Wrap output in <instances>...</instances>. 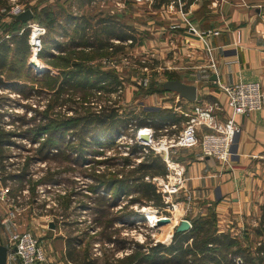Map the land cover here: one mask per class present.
<instances>
[{"label":"rangeland","instance_id":"rangeland-1","mask_svg":"<svg viewBox=\"0 0 264 264\" xmlns=\"http://www.w3.org/2000/svg\"><path fill=\"white\" fill-rule=\"evenodd\" d=\"M153 2L154 0H0V35L3 34L2 27L12 21V16L17 15L14 14L17 7L21 9L18 13L30 9L33 17L22 22L23 27H28L30 23L44 27L42 44L48 45L50 53L68 55L80 49H73L74 44L86 41V48L80 50L88 55L86 63L94 70L109 71L118 77L120 85L117 92L109 94L100 89L94 94V89L88 90L87 107L90 111L96 112L100 104L107 103L117 106L118 113L127 118L139 115L142 109H169L182 116L178 125L166 123L159 127L162 122L158 119L154 121L153 127L143 126L137 131L133 129L137 120L131 118L127 127L114 139L102 137L101 141L105 144L102 147L93 146L92 151H88L82 160L68 153L74 142L69 141L71 136L66 133L63 141L59 142L62 148H66L65 154L53 155L50 152L42 158L39 148L46 134L38 132V125L43 121L45 109L51 116L71 117L75 115L71 107L79 109L81 104L73 93L63 95L64 101L56 103L55 98L46 92L42 71L51 69L49 71L52 74L57 73L46 52L41 51L36 58L32 57L30 50L25 58H22L21 53L8 54V71L17 78L8 80L7 87L0 88V125L4 131L11 132L9 142L2 148L6 158L2 162L5 168L0 169V194L3 187L8 186V190L6 199L0 198V211L5 212L4 218L8 217L11 224L16 221L21 225L15 230L29 231L39 239L47 258L45 264L50 263V258L55 263H67L63 251L67 254L68 247L72 249V254L71 258L67 254V260L73 264H87V260L92 259L96 264H103L106 260L116 261L128 252L116 250L117 243L108 242L107 235L111 234L116 241H124L126 247L134 245V241H149L150 245H155L156 242L162 243L160 239L166 241L162 236L167 223L174 222L173 236L181 219L191 222L201 216L198 212L190 213L187 209L191 201L189 194H174L165 202L151 181L162 197L164 206L160 208L152 205V202L146 204L145 200L138 199L140 194L136 191V185L131 182L126 190L128 192L120 195L116 205L108 207L107 201L100 197L102 194L110 197L106 188L108 184H103L104 181L120 178L122 174L128 173L136 163L145 161L150 151L156 155L151 146L156 145L160 139H169L172 133L182 128L186 120L178 110L182 104L176 103L173 91L164 86L167 80L178 79V48L180 49L181 43L177 40V33L168 29L170 18L163 12L151 11ZM206 2L210 0L203 1L204 4ZM172 3L174 7L180 8L179 11L185 10L184 0ZM167 15L171 14L168 12ZM51 17H55L53 29L48 30L46 23ZM108 18L118 23L115 28L121 26L132 39L112 37L109 42L106 32L100 29L104 27L103 21ZM173 18L176 20L179 17ZM190 27L193 26L189 23L188 29ZM29 29L30 36L32 29ZM172 42L176 45L168 50L167 47ZM109 43L112 47H107ZM62 49L64 52L60 51ZM170 59L175 60L169 62ZM32 60H37L44 68H37L31 63ZM15 81L16 84H13ZM144 128L152 129V135L148 134L146 139L143 138ZM134 131L137 143H145L140 144L142 148L138 151L133 149ZM193 148L200 150L199 147ZM178 149L179 157L175 159L176 162L183 157L180 152L182 149ZM162 161L166 172L153 176L167 178L169 175L174 180V171L179 165H172L164 159ZM117 171H121V175L117 173L115 177H111L108 174ZM10 173L13 175L10 176ZM2 177L5 178L4 183ZM113 189L115 190L114 185ZM11 210L15 214L13 217L9 215ZM129 211H136V215L121 217ZM160 211L169 218L167 222L153 225L146 219L147 212L158 216ZM204 215L213 217L218 231L223 229L232 233L228 224L218 225L217 212L212 206L208 207ZM262 217L264 207L260 218L245 225L243 234L241 233L243 238L239 237L243 247L250 248L253 252L264 242ZM50 223L54 226L50 227Z\"/></svg>","mask_w":264,"mask_h":264},{"label":"crops","instance_id":"crops-1","mask_svg":"<svg viewBox=\"0 0 264 264\" xmlns=\"http://www.w3.org/2000/svg\"><path fill=\"white\" fill-rule=\"evenodd\" d=\"M174 1L177 0H154L151 11L163 12L170 18L168 29L177 33L181 43L178 79L197 88L195 101L173 92L181 108L215 100L224 105L226 95L221 84L259 81L264 88V0H210L205 4V0H184L185 10L180 11L173 6ZM189 23L202 36L188 29ZM175 45L169 44L168 50ZM210 54L216 68L210 65ZM172 60L175 59L169 62ZM213 73L215 79L210 78ZM236 120L240 131L234 137L228 164L203 156L197 148H180L183 157L178 162L184 166L179 194L190 195V213L204 216L212 206L218 225L228 224L239 239L243 238L244 226L258 220L264 207V109L239 115ZM178 151L171 154L173 160L178 159ZM2 213L0 244L5 245L6 236L21 225L16 221L11 224ZM63 254L67 263H55L50 258L48 264H73L65 251Z\"/></svg>","mask_w":264,"mask_h":264},{"label":"trees","instance_id":"trees-1","mask_svg":"<svg viewBox=\"0 0 264 264\" xmlns=\"http://www.w3.org/2000/svg\"><path fill=\"white\" fill-rule=\"evenodd\" d=\"M54 18L51 17L46 23L48 30L53 29ZM112 20H109V18L104 20V27H100L108 35L109 42L112 37L121 40L132 39V36L124 32L121 26L115 28V24L118 23ZM23 25L24 23L16 19V16H12V21L1 29L3 34L0 35V88L7 87L8 80L17 78L11 76L9 73L8 54L10 52L15 55L21 53L23 55L22 58H25L29 53V28H24ZM44 44H42V49L38 55L40 56L41 51L46 52L52 59L50 64L56 67L57 71L56 74H52L49 71L51 69H44L42 71L41 75L45 83L44 89L55 98L56 103L64 101L63 95L66 96L69 93H73L81 105L79 109L71 107L75 113L71 117L67 115L51 116L47 112V109H45L43 121L38 125V132L42 131L46 134L39 148L42 158H45L50 152L53 155L65 154L66 148H62L59 142L63 141L66 133H69L71 136L69 141L74 142L68 153H72L76 159L82 160L88 151H92L93 146L102 147L105 144V142L101 141L102 137L106 136L109 140L114 139L122 129L127 127L129 124L128 120L131 118L137 120L133 126L135 131L143 126L153 127L154 121L158 119L162 122L159 127H162L166 123L178 125V122L181 120L182 116L176 115L177 113L169 109H142L139 115L129 118L120 115L117 106L107 103L100 104L96 112L90 111L87 107L88 90L94 89V94L95 91H100V89L104 93L109 94L117 92L120 85L118 77L109 71L94 70L92 66L86 63L88 55L80 51L86 48V41L74 44L73 49H80L65 56L50 53L48 45ZM20 45L21 47H19ZM107 47H112V44L109 43ZM60 51L64 52L63 49ZM4 73L9 74L4 75ZM16 82L13 84H16ZM1 127L0 125V169L5 168L2 162L6 158L2 148L9 142L11 136V132H6ZM135 131L133 133L135 140L133 149L138 151L142 146L135 139ZM87 136H90V138ZM165 172V165L161 157L150 151L147 154V159L136 163L135 166L128 170V173L122 175L121 171L108 173L111 177H115L117 173L121 177L104 181L103 184H108L106 188L110 197H106L104 194L100 197L107 201L106 206L111 207L116 205L120 195L128 192L126 190L130 187L129 184L131 182L136 185V191L140 194L138 199L145 200L146 204L152 202V205L160 208L164 206L160 193L156 191L155 186L149 180H145L144 178L146 175H161ZM9 175L13 174L10 173ZM2 180L4 183L5 178L2 177ZM113 185L115 186V190L113 189ZM131 214L136 215V211L125 212L121 217H129ZM261 224H263L261 229L263 231L264 217H262ZM106 237L108 242L117 243L116 250H124L128 254L126 253L116 261L106 260L103 264H171V262H174V264H235L234 257L237 255L243 258V264H264V242L253 252L252 249L243 247L240 240L232 235V233L218 231L212 216L208 217L204 215L191 220V227L186 231L174 230L172 240L168 245L157 242L155 245H150L149 241L145 243L134 241V245L126 247L124 241H116L117 239L112 238L111 234ZM67 249V254L70 256L72 249L70 247ZM163 254H166L165 257H163ZM87 264L96 263L92 259L91 261L87 260Z\"/></svg>","mask_w":264,"mask_h":264},{"label":"built area","instance_id":"built-area-1","mask_svg":"<svg viewBox=\"0 0 264 264\" xmlns=\"http://www.w3.org/2000/svg\"><path fill=\"white\" fill-rule=\"evenodd\" d=\"M143 1V0H136ZM152 1V0H148ZM14 14H18L21 10L17 7ZM32 29L29 36V50L32 57L36 58L42 49V37L45 28L37 24H32L28 28ZM192 32L199 36L203 33L197 32L190 27ZM30 33V29H29ZM211 56V67L216 68L214 60ZM37 68V63H34ZM220 87L226 95V102L221 105L218 101L196 102L190 107L180 108L179 112L186 117L182 128L176 133H172L169 139H160L151 149L161 157V153L165 152L164 160L172 165L178 166L175 169V178L172 180L169 175L167 178L161 176H145L146 180L151 181L157 187L164 198V201L174 194H178L183 188L184 182V166L171 158V154L176 153L178 148L199 147L203 156L213 157L221 163L228 164L230 160L231 148L235 135L240 131V125L236 120L239 115H248L250 113L261 111L264 109V88L259 81H237L230 84H221ZM173 127L175 125H172ZM165 129H168L166 127ZM143 134L152 135L151 128H144ZM142 133V132H140ZM167 136V135H164ZM138 137V135H137ZM139 138V137H138ZM140 144H145L139 141ZM144 148V147H143ZM178 164V165H177ZM175 168V167H173ZM8 186L3 187L0 198L5 200L7 197ZM187 200V199H186ZM189 207H187L188 209ZM156 215V221H150L156 225L161 218H167L164 214ZM10 216H14V212L9 211ZM147 218V217H146ZM0 223H2L0 221ZM7 242V260L6 264H14L16 260L20 264H45L46 254L37 237L29 231H13L6 236ZM160 241L168 245L172 240V235ZM15 247V250H13ZM235 264H243L244 260L241 256L234 257Z\"/></svg>","mask_w":264,"mask_h":264},{"label":"water","instance_id":"water-1","mask_svg":"<svg viewBox=\"0 0 264 264\" xmlns=\"http://www.w3.org/2000/svg\"><path fill=\"white\" fill-rule=\"evenodd\" d=\"M33 17V13L30 9H26L21 11L16 15V19L26 22L30 20ZM34 63V62H31ZM211 79H215V74L213 73L210 77ZM164 86L168 88L169 90L178 93V95L188 101H195L196 100V94H197V88L193 84H188L180 79H169L164 83ZM148 137V134H144L143 138L146 139ZM166 155L165 152L161 153V157L164 158ZM169 218H161L158 220L157 224H163L167 222ZM54 225L50 223V227H53ZM191 222L187 219H181L180 222L176 225L175 230L176 231H186L190 229ZM15 250V247L14 249ZM7 260V247L3 244H0V264H6Z\"/></svg>","mask_w":264,"mask_h":264},{"label":"bare ground","instance_id":"bare-ground-1","mask_svg":"<svg viewBox=\"0 0 264 264\" xmlns=\"http://www.w3.org/2000/svg\"><path fill=\"white\" fill-rule=\"evenodd\" d=\"M34 63H37V66H39V67H43L44 68V66H41L39 63H38V61L37 60H32ZM42 70V69H41ZM146 219L147 220H150V221H156V215L155 214H153V213H150V212H147L146 214ZM173 221H171V222H169V223H167L165 226H164V228H165V232H164V234H163V236H162V238H164V239H168L171 235H172V226H173Z\"/></svg>","mask_w":264,"mask_h":264}]
</instances>
